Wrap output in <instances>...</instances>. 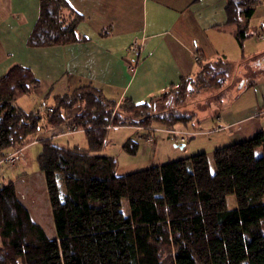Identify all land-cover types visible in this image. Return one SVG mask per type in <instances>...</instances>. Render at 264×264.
<instances>
[{"label":"trees","instance_id":"1","mask_svg":"<svg viewBox=\"0 0 264 264\" xmlns=\"http://www.w3.org/2000/svg\"><path fill=\"white\" fill-rule=\"evenodd\" d=\"M256 1L226 0L224 25L234 26L240 45L254 34L249 20ZM80 17L66 0H39L27 45L76 42ZM210 61L217 66H208ZM210 61L196 58L199 67L206 63L203 71L211 77L197 83L219 88L225 80L220 65L232 64L224 57ZM190 77L174 86L178 101L185 97ZM38 85L32 70L20 64L0 76V152L25 146L41 123L65 122V112L72 108L78 111L70 129L83 130L88 145L41 141L37 164L45 177L54 238L31 218L14 182L0 183V264H264V129L216 148L214 170L207 154L197 152L119 175L117 159L98 154L107 128L141 126L152 136L147 128L153 122L172 128L191 117L150 114L158 96L117 103L91 86L55 98L52 111L47 106L26 112L16 100ZM122 148L135 155L138 140L129 139ZM229 194L235 196L234 208L226 205Z\"/></svg>","mask_w":264,"mask_h":264},{"label":"crops","instance_id":"2","mask_svg":"<svg viewBox=\"0 0 264 264\" xmlns=\"http://www.w3.org/2000/svg\"><path fill=\"white\" fill-rule=\"evenodd\" d=\"M66 1L71 10L81 16L76 27L77 41L31 47L27 45V39L38 17L39 0H0V76L11 66L20 64L30 68L39 82L30 93L16 100L26 112L52 107L55 98L81 86L96 88L105 98L116 102L127 98L143 103L177 85L182 78L197 73V51L204 61L224 57L237 66L244 60L264 54L263 42L261 47L248 42V39L264 33V0L256 1L249 20L254 34H248L241 45L233 34L234 26L224 25L226 0ZM134 40L139 42L141 49L136 70L131 73L126 61ZM235 47L239 57L233 59L236 55L228 50ZM233 96L221 111H215L211 106L199 109L192 121L172 127L185 136V142L164 131L154 132L152 139L148 140L147 132L139 126L109 127L105 145L98 154L115 157L118 166L124 142L137 139V153L127 155L138 158L148 167L160 163L155 162L160 158L168 160L172 159L171 156L177 159L197 152H214L220 146L264 129V68L249 85L244 84L239 91L233 92ZM77 111L78 108L66 111V120L61 124L45 126L41 123L25 146L0 152V157L16 154L13 164L0 166V177L14 182L18 198L50 238L56 234L46 230L45 226L51 228L50 222L46 225L43 222L47 219L44 215L48 216L45 212L51 206L37 188L33 177L40 176L34 167L39 169L37 156L42 140L87 147L85 132L71 130L69 126ZM190 137L199 138L189 142ZM171 144L178 149L171 148Z\"/></svg>","mask_w":264,"mask_h":264},{"label":"rangeland","instance_id":"3","mask_svg":"<svg viewBox=\"0 0 264 264\" xmlns=\"http://www.w3.org/2000/svg\"><path fill=\"white\" fill-rule=\"evenodd\" d=\"M256 31L259 33V30H256ZM256 37L257 38L255 39H252V38L248 39L249 40L248 42L250 43L253 42L256 46L261 47V45H263L264 43V41L262 40L264 39L258 40V38L264 37V33H260ZM228 53H233L236 55L235 58L233 59H236L237 57H239L237 47H235L234 50L229 48ZM196 54L197 56H199L198 53ZM210 62L211 63L208 66H211L213 68L217 66L216 61H210ZM223 62H226V61H223ZM202 65L207 66L206 63H203ZM202 65L199 67L198 69L199 71L197 73L192 75V77L186 79L187 88L185 91V97H183L182 100L180 99V101H178L176 99V94L174 92L176 89L174 90V86L170 87L165 93L161 94L160 96H158V98L153 100L152 107L154 109L152 108V110L150 111V114H154V116H158L162 114H167L169 112H172V113L176 112L180 115H184L183 117H188V118L191 117L192 119L194 116V113L199 109L205 110L206 108L211 106L215 111H218V110L221 111L225 103L231 100L232 97H235L233 96V92L236 93L237 91H239L240 88H242V85L244 84L249 85L253 77L257 75V73L261 72V69L264 68V54L256 58L244 60L241 62L239 66L233 65V64L230 66H227V64L225 63L221 64L220 66L222 67V69L225 70V80L219 88H214V87L203 88V87H200V85L197 83L198 78H205L206 80H209V78H211L209 75L206 74L205 70L203 71L202 67L204 66ZM208 111L209 110H207L206 112ZM191 119L190 121H192ZM156 123L157 122H153V124L155 125L151 126L150 128H147V130L151 129L153 134L154 132L158 133L159 131H164L168 134H171L170 132L166 130L167 129L173 130L172 128H164L162 126H159L158 125L159 123L158 124ZM139 127L144 131L146 130L144 127H141V126ZM162 129H166V130H162ZM175 134H177V136H180V137L181 136L185 137L183 134L180 135L181 133L177 131L175 132ZM195 138L198 139L199 137H190L189 142L194 140ZM202 143L205 144L204 141H202ZM170 146L173 149L176 148L174 147L173 144H171ZM4 156L6 155H2L0 159ZM171 157L172 159H174V157L176 156H171ZM207 157H208L211 169L214 170L213 152L208 151ZM118 159H119L118 166H117L118 174L128 173L136 169L145 167L144 166L145 163L140 162L138 158L129 156L124 152L122 156L121 155L118 156ZM160 159L161 160H155V162L156 161L163 162L167 158H160ZM28 167L29 168L32 167V165L29 164V162H28ZM4 168L5 167H3V169ZM34 170L38 172L40 176V178H38L37 176L33 177L37 183V188L40 194L45 195L46 200L49 201L48 199L49 197L47 196L48 194L46 193L47 191H46V183H45L44 174L38 168L34 167ZM3 181H5V177H0V183H2ZM122 204H123L124 209L127 210V201L125 199L122 200ZM226 205L228 208H234L236 206V199L233 194H229L226 196ZM45 213H47L48 216L44 215V217H47V219L43 223L46 225L47 222L48 223L50 222L51 224V228L45 226L46 230L49 233L50 231L51 233L53 232V235H55L56 233H55V228L53 224L51 208H49V211Z\"/></svg>","mask_w":264,"mask_h":264},{"label":"built area","instance_id":"4","mask_svg":"<svg viewBox=\"0 0 264 264\" xmlns=\"http://www.w3.org/2000/svg\"><path fill=\"white\" fill-rule=\"evenodd\" d=\"M140 49H141V45L139 44V42L137 40H134L129 47V58L126 61V66L131 73H133L136 70V65H137L139 58H140ZM197 57L198 56L195 53V59ZM52 109L53 108L51 106L47 107L48 111H52ZM162 130H166V129H162ZM166 131L177 136V134H175L176 131H174V130L167 129ZM152 136L150 134H148V140H151ZM180 141L184 142L185 137L181 136ZM15 160H16V154H8V155H6L0 159V165L2 163H13V162H15Z\"/></svg>","mask_w":264,"mask_h":264}]
</instances>
